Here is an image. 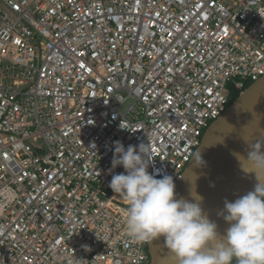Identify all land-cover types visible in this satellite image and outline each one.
<instances>
[{"label": "built area", "instance_id": "2783aa9c", "mask_svg": "<svg viewBox=\"0 0 264 264\" xmlns=\"http://www.w3.org/2000/svg\"><path fill=\"white\" fill-rule=\"evenodd\" d=\"M263 76L264 0H0V264H149L114 142L176 184Z\"/></svg>", "mask_w": 264, "mask_h": 264}, {"label": "clouds", "instance_id": "9594fccd", "mask_svg": "<svg viewBox=\"0 0 264 264\" xmlns=\"http://www.w3.org/2000/svg\"><path fill=\"white\" fill-rule=\"evenodd\" d=\"M245 143L246 158L235 155L256 182L253 190L235 201L225 200L217 210L227 225L221 233L195 188L190 191L192 199L177 198L172 176L157 179L159 170L149 173L154 160L148 144L125 149L115 141L112 170L122 166L125 172L112 175L109 188L128 204L127 235L139 243L162 237L178 264H264V140Z\"/></svg>", "mask_w": 264, "mask_h": 264}, {"label": "water", "instance_id": "95a60500", "mask_svg": "<svg viewBox=\"0 0 264 264\" xmlns=\"http://www.w3.org/2000/svg\"><path fill=\"white\" fill-rule=\"evenodd\" d=\"M243 103L248 104L243 118L226 127ZM257 140H264V76L239 94L205 131L182 179L175 184L176 197L190 200V191L195 188L196 194L203 197L202 207L209 216L222 209L227 196L255 182V176L243 171L235 154L246 158L245 142ZM149 255V264H178L162 237L150 241Z\"/></svg>", "mask_w": 264, "mask_h": 264}, {"label": "bare ground", "instance_id": "6f19581e", "mask_svg": "<svg viewBox=\"0 0 264 264\" xmlns=\"http://www.w3.org/2000/svg\"><path fill=\"white\" fill-rule=\"evenodd\" d=\"M247 108H248V104L247 103H243L232 115L231 117L229 118V120L227 121L226 123V127H230V125H232L233 123H236L238 121H240L244 114L246 113L247 111ZM256 182V181H255ZM255 182L251 183L249 185V187H247L246 189L244 190H241V191H236L234 193H232L231 195L227 196L225 198V200H228L230 202L232 201H235L237 198H239L240 196H243L245 195L247 192L253 190L254 188V184ZM114 199L117 200V201H121L122 203H127L120 195H114ZM224 200V201H225ZM122 211V210H121ZM124 212V211H123ZM217 211L209 216L210 219L212 220H215L218 225H219V230L221 233H223L225 231V229L227 228V225L225 224V222L222 220V219H219L216 215Z\"/></svg>", "mask_w": 264, "mask_h": 264}, {"label": "trees", "instance_id": "16d2710c", "mask_svg": "<svg viewBox=\"0 0 264 264\" xmlns=\"http://www.w3.org/2000/svg\"><path fill=\"white\" fill-rule=\"evenodd\" d=\"M248 87L250 86V84L247 85ZM239 94H236V93H231L230 94V103L233 102L237 97H238ZM235 264V262H234Z\"/></svg>", "mask_w": 264, "mask_h": 264}, {"label": "rangeland", "instance_id": "374dc122", "mask_svg": "<svg viewBox=\"0 0 264 264\" xmlns=\"http://www.w3.org/2000/svg\"><path fill=\"white\" fill-rule=\"evenodd\" d=\"M231 103H232V102H231ZM231 103H230V104H231Z\"/></svg>", "mask_w": 264, "mask_h": 264}]
</instances>
